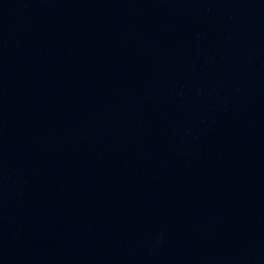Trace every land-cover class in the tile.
Masks as SVG:
<instances>
[{
  "label": "water",
  "instance_id": "1",
  "mask_svg": "<svg viewBox=\"0 0 264 264\" xmlns=\"http://www.w3.org/2000/svg\"><path fill=\"white\" fill-rule=\"evenodd\" d=\"M0 264H264V0H0Z\"/></svg>",
  "mask_w": 264,
  "mask_h": 264
}]
</instances>
